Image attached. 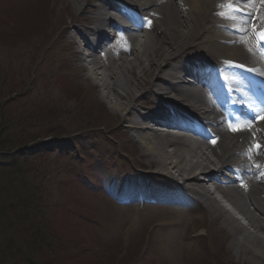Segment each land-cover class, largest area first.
<instances>
[{"label":"rangeland","instance_id":"rangeland-1","mask_svg":"<svg viewBox=\"0 0 264 264\" xmlns=\"http://www.w3.org/2000/svg\"><path fill=\"white\" fill-rule=\"evenodd\" d=\"M10 2L11 4L7 6V9L16 14V16L13 17L16 27H14L13 30L8 29V31L0 33V38L3 37L2 41L0 40V118L4 122H10V126H12L15 131L22 128L19 130V133L21 131H24V133L31 132V134H29L31 138L41 133H47L49 130L58 136H65V139L66 137L74 138L78 130H84L86 133L98 134L103 138H107V141H110V135L115 132V134L119 136L115 148L117 149L121 143V145L127 146V148L130 149V143H132L133 138L130 135L127 136L124 132V128L126 127L122 122L121 112L119 114L112 108L110 102H113V97L111 95L105 96V91L101 89L99 83L94 85L93 81H89L87 77L83 78L84 73H81L82 78L79 77V79L69 78L70 75L66 74L70 80L72 79L73 85L81 89V91L72 90L73 94L70 92L68 98V96H65L64 92L62 93L61 89L57 87L58 85L61 87L62 78L65 79L67 77H58L51 73V68H55L52 64L57 61V59L50 64V58L48 56H46L45 59L42 58L43 53L41 49L43 50L47 47L51 37L55 35L53 31H57L60 28V24L62 23L61 18L65 25H68V18H72V13L66 0L54 1V14L44 3L41 4L37 0H10ZM25 13H29L28 16L36 19L34 20L31 18L29 25V29L31 30L29 32H24L19 28L21 25L25 24V19H21L18 16L25 15ZM27 14L25 16H27ZM49 37L50 39L46 40V38ZM49 48L50 50L58 51L62 49L60 45L58 46L56 43L53 44L52 41L49 43ZM59 60L61 61L62 58ZM30 67L33 70L32 74L34 80H38V83H34L33 88L27 90L28 95L22 98L18 103L9 101L7 95L9 88L13 90L12 87H17L15 89L16 91L21 90L16 80H20V78L24 77L25 74L29 72L28 70ZM66 83L67 81H63V85ZM84 87H86L88 91H83ZM92 88L95 89V93L92 92ZM4 103H8V105L4 106ZM119 103L121 104L123 101ZM75 117L80 118L79 123L76 122ZM52 119H58V122H54L58 126L43 124L47 122L51 123ZM61 119L64 126L59 124ZM41 127L46 128L40 129V132L37 128ZM27 128H30V130H26ZM117 129L118 131L116 132ZM61 132L62 135H60ZM51 156L54 157L56 155L53 154ZM34 159L35 163L30 177L35 176V178L41 179L43 183L40 189L41 205L39 206L44 217L45 215H50L52 204H58L60 202V205L64 203V206L67 203L66 199L75 198L72 195L73 193L68 194V190L65 189V186L68 187L71 185L70 188L76 189L75 191L79 195H77L78 197L75 201L81 204V209H84L89 213L88 215L98 220L104 218L102 216L105 215V211L100 207L103 206L101 204L107 200L100 192L91 194L92 199H88L87 192L78 188L81 186L80 181H82V178L78 166L73 164L71 159L68 161L60 159L59 165L56 167H54V165L50 166L51 158L46 159L37 155ZM106 173L107 169L102 171V175ZM91 175L95 180L97 177L100 183L102 175L100 178H98V172H92ZM47 178H51V180L47 181ZM3 180L4 179H0V182L3 183ZM70 180H72L71 184L68 182ZM87 202L90 203L87 204ZM111 208L113 209V207ZM116 213V216L119 217L116 220L117 223L106 224L102 222V224L107 227V231L101 230L102 233L99 232L91 236H89V234L87 235L84 229L76 226V224H74L76 222L75 220L74 223L70 220L69 222L66 221V230L71 231V233L69 234L65 230L64 232L66 233H62L61 231L60 234L57 233V235H54V239L57 241L58 237L62 235V240H65L67 245L70 247H77H75L74 250H68L65 248V244L58 246L61 252L55 255V259L59 261L57 264H153L154 259H157L159 264H179V253L183 249H185L186 253L190 256L191 253H194V244L190 242L187 243V241L185 243L182 242L184 228L197 220L196 217L192 216L194 214L191 212V215L186 212L185 215L173 212L172 216L178 217L179 221L176 223L174 222V226L170 227L169 225L172 223L171 217L169 221L170 224L165 228L159 229L160 227H158L157 231L152 229V225L160 226L166 223V215L157 217L156 212H153L150 213V215L155 214V217L148 216L139 220L136 218L138 214L134 208L132 210H117ZM169 215H167V217ZM180 217L187 220L181 222ZM208 218L209 216L207 214L206 219ZM8 220L13 222L11 217L6 219V222L10 223ZM206 221L208 223V220ZM68 223L69 226H67ZM125 224H127V227L124 226ZM213 224L215 226L212 231L215 230L217 234H219L217 244L224 246V253H226L227 258L229 256V258L232 261H236L237 264H264L254 259L255 254H253L252 251L246 252L243 250L238 254L236 252L238 246L241 247L242 245L238 244L232 247L230 244L231 239H227L228 231L225 230L220 223L213 222ZM57 225L59 228L60 225ZM192 225H194V232L192 233H196L198 227H202V224L198 222ZM52 226L53 225H51V227ZM110 228L113 234L108 238V231ZM124 228L126 231L123 230ZM54 229L57 231L56 227ZM87 231L89 233L95 230L88 227ZM208 231L210 232L211 229L208 228ZM4 234L9 236L11 232L7 231L4 232ZM119 237L121 238L119 239ZM124 239H126V241ZM130 240L132 242L128 243ZM255 243H257L256 245L260 249L264 247L263 239L258 242L255 241ZM187 244H192L190 247L193 248L191 253L187 251ZM149 246H152L154 251L152 249L149 250L147 248ZM46 247L48 248L47 245ZM88 247L89 249H94L97 253L99 251H103L104 253H98L99 255L96 259L88 256L83 257L85 263H82L80 258L75 257V254L79 251L78 249L84 250ZM179 247L182 248L181 251H179ZM40 249L42 250L43 247H40ZM143 253H147L148 255L146 260H142L143 257H140ZM90 254H92L91 251ZM55 259H53V261H55ZM39 262L45 264L44 261Z\"/></svg>","mask_w":264,"mask_h":264},{"label":"bare ground","instance_id":"bare-ground-1","mask_svg":"<svg viewBox=\"0 0 264 264\" xmlns=\"http://www.w3.org/2000/svg\"><path fill=\"white\" fill-rule=\"evenodd\" d=\"M84 1L88 0H71L73 3L75 9H80L82 7V3ZM127 1H133V0H127ZM139 2L145 3L144 6L148 5H154L156 2H147L146 0H138ZM181 3L187 7V11L183 9L178 8V15L180 18L181 23L189 17L191 14L190 12H193L194 14H198L202 12L206 6L203 0H179ZM102 3V4H101ZM100 3V9L104 7L102 10V13H98L97 15L100 16H106L108 10H114L115 8H118L117 5H115L112 0H105V3ZM175 5V4H171ZM152 6H150L149 10H147L148 13L156 12L160 15V17L156 18L154 20L155 30L156 32L153 33V35L149 34L148 32H145L143 36L140 38L139 41H135V38L133 39L135 41L134 48L132 49V55L129 59H122L118 65V67L114 70H110L108 75L105 77V75L96 74L92 71L91 73L94 75H97V78L99 82L101 83L102 87L105 90V96L111 95L113 97V102H110L112 105V108L115 110V112L119 113L122 110V106L120 105V101H123L124 105L130 102H136L139 98L152 95L153 92L156 93H165L167 94L168 91L172 90L174 88V83L171 81L173 78V73L177 71H172L171 69L167 71V74L161 73L160 76H154L151 80H149V76L151 75V72L149 71V63L156 62L157 70H160V67L162 65L167 64V60L172 57H175V51H180L182 53H185L189 48L190 45H192V39H196V32L195 25L193 24H187L184 26L186 27H179L178 23L172 21L171 14H167V9L164 12V16L161 15V7L156 9H151ZM169 7V6H168ZM164 8H167V3L165 4ZM171 11V9H170ZM175 13V12H174ZM176 15V14H175ZM114 16H110V19H112ZM190 18V17H189ZM105 18H103L104 20ZM108 22V21H107ZM153 28V26H152ZM99 29V43L102 44L104 40L107 39L105 30ZM190 30V31H188ZM207 38L200 39V42L206 41ZM198 41V40H197ZM194 44V42H193ZM194 46V45H193ZM204 50H207L209 47L207 45L202 46ZM245 49V46L243 44L236 45L233 47H224L221 48V46H216V52L219 54V57H222L223 55L227 56L229 59L236 60L240 56H246L243 51ZM92 57V56H91ZM124 60V61H123ZM169 60V62H170ZM92 65H95V63L91 62ZM176 76V75H175ZM172 78V79H170ZM170 79L169 82H167V86L164 85V81ZM189 97V96H186ZM194 100V98H192ZM189 100V98H188ZM196 102V101H194ZM129 107H132V105H129ZM135 126V125H133ZM258 129L262 134H264V118L258 123ZM260 134V133H258ZM145 135L144 138L141 140L143 141V150L145 153L154 152L156 153V160L162 161L163 157L166 160V157L163 155L161 157V148L162 144L164 143L163 139H157V137L148 136ZM246 137V136H244ZM262 141L263 138H261ZM179 152V151H178ZM252 153L254 154V151L252 150ZM203 157H206L204 154H202ZM205 159V158H203ZM205 160H208L207 158ZM201 163H196L195 166L192 168L194 172L202 171L203 173L206 172L208 165H212L209 161H203L201 160ZM198 162V161H196ZM257 162L261 165L257 170L263 168L264 166V158L258 157ZM263 165V166H262ZM213 166V165H212ZM198 168L199 170L196 171ZM191 169V171H192ZM252 168L250 167V170H248L249 173H251ZM210 171V170H209ZM208 171V172H209ZM212 172V170H211ZM258 178L262 179V175L264 174V170H260L257 172ZM200 175V173L196 174ZM202 176V175H200ZM203 177V176H202ZM253 177V176H251ZM258 184L256 187L263 186L264 183H256ZM258 200L264 204V198H261L258 194ZM253 201L254 199L248 195V201ZM230 202V200H228ZM253 202L250 203V207L253 209L255 213H257V216H254L251 214V218H249L248 213L244 210V208L237 207L235 205H232V208L237 211V213L243 217L244 221L247 223L248 226L253 228L256 231H264V206L257 209L253 206ZM221 207L220 204H218L217 209H214V212H217L220 215L225 216L223 218L222 224L226 226H231L234 224H238L235 221V218L231 216V210H227L222 206V210L219 209ZM218 210V211H217ZM262 216V217H261ZM240 226V225H239ZM243 229V226H240ZM247 232V231H246ZM254 233H257L254 231ZM257 242L260 241L259 239H256L253 237ZM252 237H247L246 235L241 237L239 240L241 245L243 246V249L238 246L237 253L240 254L243 250L246 252H253L255 254L254 259L258 260L261 263H264V247L258 248L257 243H255V240ZM235 245H238V243L235 241Z\"/></svg>","mask_w":264,"mask_h":264},{"label":"trees","instance_id":"trees-1","mask_svg":"<svg viewBox=\"0 0 264 264\" xmlns=\"http://www.w3.org/2000/svg\"><path fill=\"white\" fill-rule=\"evenodd\" d=\"M12 92L13 90L9 88L8 97ZM2 121L0 118V124ZM7 123L5 122L6 126ZM16 139L2 132L0 128V149L9 150L17 144L23 145V142H17L19 140ZM0 179H4L3 183L0 182L2 184L0 185V264H38L39 261H44L45 264H57L59 261L55 259V255L61 252L58 246L65 243H61V239L56 241L55 233L49 235L51 230L40 219L39 213H30L32 207L37 205L32 204L33 194L29 193L28 182L24 181L21 175L2 170H0ZM5 215L11 217L13 222L8 220L10 223H7L8 217ZM7 231H10L11 235L6 236L4 232ZM40 247L43 249L41 250ZM65 248L70 249L68 245Z\"/></svg>","mask_w":264,"mask_h":264},{"label":"snow or ice","instance_id":"snow-or-ice-1","mask_svg":"<svg viewBox=\"0 0 264 264\" xmlns=\"http://www.w3.org/2000/svg\"><path fill=\"white\" fill-rule=\"evenodd\" d=\"M256 2L257 0H236L235 6L232 4L227 5L228 8L232 9V12L226 18L236 20L239 23V27L235 30L243 33L245 37L249 35V30H251V35L257 38L258 45H260L264 44V0H259L261 11L250 12L244 16L237 15L241 11L239 5L243 4L245 7H252L254 9ZM148 23L151 24V21H148ZM240 42L244 41L241 40ZM249 51L251 52L252 49H249ZM245 130H248L247 125L232 127V131L234 132ZM256 147L259 149L260 145Z\"/></svg>","mask_w":264,"mask_h":264}]
</instances>
